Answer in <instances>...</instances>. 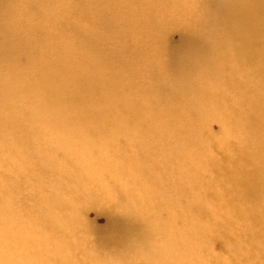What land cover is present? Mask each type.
Here are the masks:
<instances>
[{"label":"rangeland","instance_id":"1","mask_svg":"<svg viewBox=\"0 0 264 264\" xmlns=\"http://www.w3.org/2000/svg\"><path fill=\"white\" fill-rule=\"evenodd\" d=\"M14 3L20 36L29 41L31 55L37 57L36 51L47 50L50 59L57 61L58 52L72 49L74 59L89 57L90 63H97V56H100L106 63L102 70L103 81L119 82L116 92L122 104H116L112 109L136 107L139 112L132 121H106L99 127L105 137L77 134L51 151L41 138L42 131L23 123L30 136L22 138L30 145L26 153L18 149L16 140V136L25 134H18L16 129L2 131L0 123V175H3L0 178V223L6 224L8 230L4 236L0 235V254L8 256L10 250L17 254V260L26 264H39L35 257L41 255L40 264H53L49 253L57 246L61 235H54L46 250L36 244H44L42 239L46 242L50 226L77 219L79 228L75 236L82 241L81 250L75 254L64 245L63 261L92 264L100 257L110 259L114 256L112 244L119 241L126 230L133 228L134 220L124 218V210L147 218L153 227L163 228L165 222L172 223L171 229L161 230L164 237H172L183 230L184 208L196 200L209 205L212 214L209 225L213 230L219 229L222 221L230 219V213L220 209L219 201L208 200L201 197L200 192L191 191L183 174L176 172L183 161L177 152L180 156L188 154L194 162L204 159L206 168L209 167L206 163L225 155L219 148L214 149L206 143L220 135V120L205 119L192 125L195 132L213 135L197 138L201 146H205V153L189 133V126L182 123L190 118L183 106H195L201 112L205 103L191 94L182 98L181 103L175 101L181 68L187 65L189 55L203 54L198 42L210 41V49H215L217 44L218 27L212 18L215 0H59L52 10L40 11L31 7L25 16L24 8ZM125 12L135 17L134 22L129 24L123 19ZM138 14L141 17H137ZM79 32L86 38L83 39ZM225 42L230 43L228 39ZM183 57H187L186 61ZM23 58L20 56L18 63L23 64ZM203 79L205 84L210 83L209 76ZM30 81L34 79L30 78ZM228 87L223 88L226 99L240 97L239 90L234 92ZM252 89L248 90L251 92ZM91 92L106 93V86L92 88ZM115 123L122 124L120 130L116 129ZM67 151L71 153L67 154ZM201 152L203 156H199ZM7 161L13 165L20 161L24 165H34L31 177L23 186L22 180H15L1 167ZM5 208L11 209V216ZM71 224L66 223L67 226ZM249 224L250 220L244 219L228 236L250 237L249 246L259 255L247 262L264 264V237L246 234L243 227ZM64 230L65 227L59 231ZM11 231L21 233L22 238L24 235L35 237L33 248L10 247L6 240L15 244ZM157 238L154 233L152 239ZM223 246V241H215L211 247L204 248L203 258L209 259L211 251V255H221V261L230 264L231 257L226 250L222 252ZM141 251L138 243L133 244L125 262L119 264H147L155 255L145 251L142 256ZM194 253L191 247L186 255L194 256ZM158 257L162 259L156 256V260Z\"/></svg>","mask_w":264,"mask_h":264},{"label":"bare ground","instance_id":"2","mask_svg":"<svg viewBox=\"0 0 264 264\" xmlns=\"http://www.w3.org/2000/svg\"><path fill=\"white\" fill-rule=\"evenodd\" d=\"M13 1L0 0V103L4 102L0 106V123L2 131L16 129L18 134H25L16 136L18 149L26 153L30 146L22 141V138L30 137L23 123L33 130L42 131L41 138H44L51 151L77 134H99L105 137L99 127H103L106 121L135 119L133 116L139 112L136 107L112 109L114 105L122 104L121 97L116 92L119 82L109 79L103 81L102 70L106 68V63L100 56H97V63H90L89 57L74 59L72 49L58 52L57 61L50 59L47 50L36 51L37 57L30 54V43L26 37L20 36L19 20L12 3L23 7L25 16L31 7L40 11L52 10L59 0ZM215 7L212 18L217 24L219 37L215 49H210V41L205 43L195 40L199 41V49L203 54L189 55L187 65L181 68L175 101L181 103L182 98L191 94L205 103L201 112L195 106H183L190 118L182 123L189 126V133L196 138L195 143L205 153V146L203 148L197 138H210L213 135L195 132L192 125L205 119L220 120V135L206 143L214 149L219 148L225 155L215 158L212 163H206L209 166L206 168L203 165L204 159L194 162L189 159L188 154L180 156V152H177L183 161L176 172L183 174L191 191L200 192L199 195L208 200L219 201L220 209L229 212L231 217L222 221L218 225L219 229L213 230L209 225L212 215L209 213V205H202L196 200L188 208H184V227L180 234L164 237L161 230L171 229L172 223L165 222L166 226L163 228L153 227L147 218L124 210L122 216L131 222L134 220L132 230H126L120 240L112 244L114 256L110 259L100 257L92 264L123 263L135 243L141 247L142 256H145V251L155 254L151 260H155L154 263L150 261L147 264H225L221 261V255H211V251L209 259L203 258L204 248L211 247L215 241L220 240L224 243L222 252L226 250L231 257L230 264H250L251 261L247 262V259L251 260L259 255L257 250L249 246L252 241L250 237L236 239L228 235L233 234L238 223L249 219L250 224L243 227L246 234L264 237V0H215ZM114 10L120 13L118 8L114 7ZM123 15V19L129 24L134 22L135 17L127 12ZM137 17L141 15L138 14ZM43 24L46 27L44 22ZM41 29L46 31L42 27ZM79 35L86 38L81 32ZM226 39L230 41L229 44H226ZM20 56H24L23 64L18 63ZM186 59L187 57L182 58L183 61ZM148 62L151 64V61ZM206 76L211 78L208 85L203 79ZM30 78L34 81H30ZM102 86H106V93L91 92L92 88ZM225 86H229L234 92L239 90L240 97L226 99L223 91ZM251 87L253 89L250 92L248 89ZM109 105L110 108L107 107ZM121 126V123H115L116 129L120 130ZM203 152L199 156H203ZM70 153L67 151V154ZM14 164L7 161L1 167L7 169L15 180H22L23 186L31 177L34 165H24L21 161ZM179 167L182 168L178 169ZM9 172L7 176L10 175ZM5 188L7 189V185ZM0 203L2 204L1 197ZM5 209L11 216V209ZM67 222H71L72 226H67ZM77 222V219H67L61 222L63 226H50V236L46 237V242L42 239L44 244H36V247L46 250L52 237L58 233L61 235V240L49 253V260L53 264H56L55 261L67 264L63 261L64 245L75 254L81 250L82 241L75 236L79 228ZM63 227L65 232L59 231ZM6 232L7 225L0 223V235L4 236ZM154 233L158 237L155 241L152 239ZM19 234L21 233L11 231L15 244L11 245L6 240L8 245L12 248L26 246V250L32 249L35 237L24 235L22 238ZM191 247L195 250L194 256L186 255ZM0 255V264H26L17 260V254L10 250L8 256L4 253ZM156 256L162 259L158 257L156 260ZM35 259L37 263H41V255Z\"/></svg>","mask_w":264,"mask_h":264}]
</instances>
